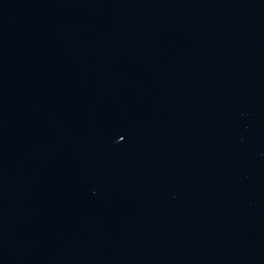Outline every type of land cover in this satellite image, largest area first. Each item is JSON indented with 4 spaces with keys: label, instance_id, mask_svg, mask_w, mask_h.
Masks as SVG:
<instances>
[{
    "label": "water",
    "instance_id": "95a60500",
    "mask_svg": "<svg viewBox=\"0 0 264 264\" xmlns=\"http://www.w3.org/2000/svg\"><path fill=\"white\" fill-rule=\"evenodd\" d=\"M0 264H264V0H0Z\"/></svg>",
    "mask_w": 264,
    "mask_h": 264
}]
</instances>
